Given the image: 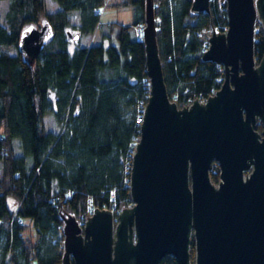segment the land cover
Returning a JSON list of instances; mask_svg holds the SVG:
<instances>
[{"label": "trees", "instance_id": "16d2710c", "mask_svg": "<svg viewBox=\"0 0 264 264\" xmlns=\"http://www.w3.org/2000/svg\"><path fill=\"white\" fill-rule=\"evenodd\" d=\"M54 1L59 7L48 11L45 0H7L0 19V264H61L59 208L79 219L94 207L116 212L122 201L132 202L135 119L150 90L144 43L136 35L145 0L109 3L130 8L129 23L101 21L94 9L104 0ZM152 2L169 99L179 107L205 100L224 77L222 65L201 57L208 32L227 27L224 0H209V11L198 13L192 0ZM41 20L49 34L32 57L20 40L27 25L40 27ZM67 31L78 39H68ZM96 31L98 41L82 44ZM253 51L258 63L264 53L258 20ZM48 113L57 130L45 125ZM209 176L218 182L216 162ZM189 253L193 263V239ZM159 264L177 263L167 254Z\"/></svg>", "mask_w": 264, "mask_h": 264}, {"label": "water", "instance_id": "95a60500", "mask_svg": "<svg viewBox=\"0 0 264 264\" xmlns=\"http://www.w3.org/2000/svg\"><path fill=\"white\" fill-rule=\"evenodd\" d=\"M224 2L227 27L213 29L201 56L223 66V80L205 100L179 107L167 95L153 2L145 0L150 90L130 167L132 202L117 213L94 207L82 225L59 208L61 264H159L167 254L191 264V239L193 264H264V53L256 63L253 51L264 0ZM191 11H209V0H192ZM48 34L46 23L31 27L20 48L34 57Z\"/></svg>", "mask_w": 264, "mask_h": 264}, {"label": "rangeland", "instance_id": "374dc122", "mask_svg": "<svg viewBox=\"0 0 264 264\" xmlns=\"http://www.w3.org/2000/svg\"><path fill=\"white\" fill-rule=\"evenodd\" d=\"M111 1L112 0H110V2ZM109 3L106 5L103 12L100 14V20L101 21H104V22L119 21L122 23H129L131 21L130 8H127V7H124V8L123 7H109ZM7 4H8L7 0H0V19L1 20L3 19L4 14L6 12ZM45 6H46V9L48 11H53L59 7L58 4L54 0H45ZM71 18L73 20H75V12L72 13ZM42 24H43V21L41 20L40 25H42ZM143 26H144V24L137 27L136 32L139 29L141 30L143 28ZM31 27H36V26L35 25L34 26L33 25H27L23 31L27 32L28 29ZM70 30L73 31V29H70ZM212 31L213 30L208 32L207 39H208V36H210V34L212 33ZM96 41H98L97 31L94 32L92 35H90L84 42H82V44L92 43V42H96ZM45 125L52 130H57L58 127H57L56 121H55V119L51 113H48L45 115ZM16 142H18V141L16 140ZM0 172H1V162H0ZM120 210H118L116 212L114 211V213H117ZM193 263H191V264H193Z\"/></svg>", "mask_w": 264, "mask_h": 264}, {"label": "built area", "instance_id": "2783aa9c", "mask_svg": "<svg viewBox=\"0 0 264 264\" xmlns=\"http://www.w3.org/2000/svg\"><path fill=\"white\" fill-rule=\"evenodd\" d=\"M110 2V0H104V3H103V5L102 6H100V7H97V8H95L94 10L96 11V12H99V14H101L102 12H103V10H104V8L106 7V5L108 4ZM142 29L140 30H138L137 32H136V35H137V37H142ZM207 46H208V40H207ZM144 108H145V105H144V107L141 109V111L138 113V115H137V117H136V119H135V122L137 123V124H141V122H142V117H143V115H144ZM139 131H140V129H139ZM92 212V210H90V212L87 214V215H89L90 213ZM85 219H86V215H81L80 217H79V219H78V223L79 224H83L84 222H85Z\"/></svg>", "mask_w": 264, "mask_h": 264}]
</instances>
